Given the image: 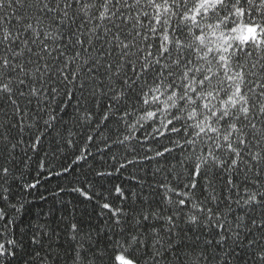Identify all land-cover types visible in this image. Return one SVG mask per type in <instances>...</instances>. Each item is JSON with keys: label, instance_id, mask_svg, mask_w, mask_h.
<instances>
[{"label": "snow or ice", "instance_id": "6c2138e0", "mask_svg": "<svg viewBox=\"0 0 264 264\" xmlns=\"http://www.w3.org/2000/svg\"><path fill=\"white\" fill-rule=\"evenodd\" d=\"M73 100L88 130L74 163L103 137L126 163L114 154L96 177L154 164L152 182L106 189L118 203L59 187L96 200L105 242L73 215L37 224L28 251L12 187L38 189L44 164L26 182L29 149ZM0 204V264H264V0H0Z\"/></svg>", "mask_w": 264, "mask_h": 264}, {"label": "trees", "instance_id": "16d2710c", "mask_svg": "<svg viewBox=\"0 0 264 264\" xmlns=\"http://www.w3.org/2000/svg\"><path fill=\"white\" fill-rule=\"evenodd\" d=\"M77 95L79 96V93ZM65 104L68 106L57 112L58 120L55 126L47 130L46 136L42 139L37 150L32 152L29 149L28 152L32 159L28 161L29 167L24 169L26 182H32L38 165L41 162L44 164V170L40 176L41 184L38 185V189L29 193L28 190H22L19 184L14 183L12 187V202L18 203V206L19 203L23 204V209L20 210L17 216L16 236L17 238L23 237L28 251H32L34 247L30 244L29 236L37 224H46L51 229L66 228L68 221L73 218V215L77 220L99 229V242L101 245L105 242L104 229L110 222H107L105 217L98 215L100 209L96 200L89 202L79 193L71 191H65L54 196L53 194L58 192L59 187L62 186L65 189H69L76 185L84 188L85 191H89L90 194L99 192L107 196V202L118 203L119 198L106 191V189H111L116 184H120L124 188H132L136 183L132 179L133 176L143 177L148 182H152L151 170H154V164L128 165L127 168L122 169L120 173L112 177L103 179L96 177L95 173L97 171H113L114 167L118 166L111 160V156L114 154L117 155L120 163H126L124 148L113 146L111 151L108 150L103 137L94 139V142L88 145L91 155L88 156L86 163L84 161H80L78 165L74 163L75 156L79 154L81 147L85 145L88 130L75 120V100L71 104L65 101ZM104 106L105 101L101 100L99 108L95 110L97 118L104 111ZM89 107H92L91 101L89 102ZM115 127V123L107 124L106 127L102 126L104 137L115 139L118 135L115 132ZM65 139H71L73 146L65 145ZM109 143H111V140H109ZM162 143H167V141H162ZM57 144L61 145V150L54 156L53 152ZM177 157L178 151L174 152L168 159L175 164ZM65 167L71 168L72 172L60 176L53 175V173L63 172ZM21 168H23V165H21ZM141 168L150 170L145 175ZM156 179H161V177L157 176ZM87 183L92 184L91 190L87 188ZM145 194H147V187H145ZM41 195L47 197V199H41ZM21 196H23V200L19 199ZM99 202L103 203L106 201L100 200ZM0 206L3 205L0 204ZM62 216L63 220L61 219ZM22 258L23 253L19 254L15 261H12V264H21ZM9 259L11 260V258Z\"/></svg>", "mask_w": 264, "mask_h": 264}]
</instances>
